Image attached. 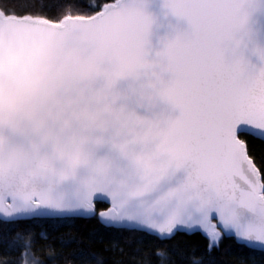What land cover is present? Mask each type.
<instances>
[{
    "label": "snow or ice",
    "instance_id": "snow-or-ice-1",
    "mask_svg": "<svg viewBox=\"0 0 264 264\" xmlns=\"http://www.w3.org/2000/svg\"><path fill=\"white\" fill-rule=\"evenodd\" d=\"M261 17L264 0H115L55 20L0 9V224L91 218L103 201L106 228L199 231L209 256L225 236L264 250V169L242 138L264 140ZM16 240L0 264H42L30 231Z\"/></svg>",
    "mask_w": 264,
    "mask_h": 264
},
{
    "label": "trees",
    "instance_id": "trees-1",
    "mask_svg": "<svg viewBox=\"0 0 264 264\" xmlns=\"http://www.w3.org/2000/svg\"><path fill=\"white\" fill-rule=\"evenodd\" d=\"M115 0H0V9L13 10L18 15L30 14L33 18L55 20L61 12L77 14L91 12L95 4L114 3ZM72 8L64 11L63 5ZM62 18V17H60ZM248 142L250 155L258 168L264 169V140L253 135L242 137ZM103 201L95 202L96 216H64L63 218H41L21 220L12 224H0V259L16 261L22 252V242L16 240L17 233L30 231L34 243L32 251L42 264H139L146 256L157 264L152 255L164 249L175 264H188L193 254L204 256L205 264H264V251L237 244L235 238L225 236L220 247L206 252L208 241L199 231L187 234L179 231L171 239H158L154 234L130 228H106L98 213L107 208ZM47 233V240L40 234ZM54 256L48 255V247Z\"/></svg>",
    "mask_w": 264,
    "mask_h": 264
},
{
    "label": "water",
    "instance_id": "water-1",
    "mask_svg": "<svg viewBox=\"0 0 264 264\" xmlns=\"http://www.w3.org/2000/svg\"><path fill=\"white\" fill-rule=\"evenodd\" d=\"M254 30H255V33H256V42L261 47H264V17L258 18L254 22ZM251 59H252L253 63H257L258 62L257 58L255 56H252ZM95 202L96 201H94V204H95ZM106 204L108 205L107 208H105V209H103L101 211H106L107 209H109L111 207L110 203H106ZM65 216H83V215H69V214H66ZM118 228L138 229V226H136L135 224L125 223L122 227H118ZM251 248L261 250L258 244L255 245L254 247H251Z\"/></svg>",
    "mask_w": 264,
    "mask_h": 264
}]
</instances>
